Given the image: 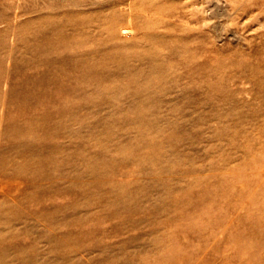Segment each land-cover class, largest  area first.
Segmentation results:
<instances>
[{
	"label": "rangeland",
	"instance_id": "obj_1",
	"mask_svg": "<svg viewBox=\"0 0 264 264\" xmlns=\"http://www.w3.org/2000/svg\"><path fill=\"white\" fill-rule=\"evenodd\" d=\"M0 264H264V0H0Z\"/></svg>",
	"mask_w": 264,
	"mask_h": 264
}]
</instances>
